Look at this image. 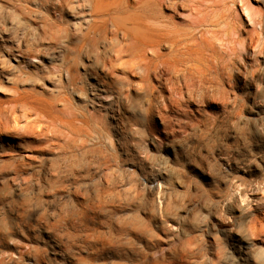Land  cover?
<instances>
[{
	"label": "rangeland",
	"instance_id": "1",
	"mask_svg": "<svg viewBox=\"0 0 264 264\" xmlns=\"http://www.w3.org/2000/svg\"><path fill=\"white\" fill-rule=\"evenodd\" d=\"M177 1L144 81L87 0H0V264L264 255V0Z\"/></svg>",
	"mask_w": 264,
	"mask_h": 264
},
{
	"label": "bare ground",
	"instance_id": "2",
	"mask_svg": "<svg viewBox=\"0 0 264 264\" xmlns=\"http://www.w3.org/2000/svg\"><path fill=\"white\" fill-rule=\"evenodd\" d=\"M87 1L89 3V11L92 18L90 27L94 30L100 27L105 35L108 33L111 35L109 37L111 52L109 59L110 63L113 61L118 62L125 60L124 57L127 51L126 38H129L132 43L141 47L140 50L132 54V59L142 68L144 81L149 79L152 71L160 70V60L173 67L178 66L181 62L190 60L189 55L191 53H188L189 48L185 50V47L182 46V42L186 40L184 38L185 34L173 31L170 28L169 22L162 14L163 9L176 8L178 6L177 0ZM58 5L61 9L65 7V3L62 2L58 3ZM121 14H126V16L121 17ZM109 24L112 28L108 31L107 26ZM119 33L122 38H118ZM165 42L171 43L173 47V52H171V55L167 58H163L164 55L159 51L162 44ZM201 42H205V39L202 38ZM202 47L203 49L199 54L204 55L206 45ZM98 91L100 92H98L99 94L96 96L104 99L106 97L104 86H100ZM10 111H14V105L10 108ZM14 121L16 122L15 118ZM14 128L17 129V127ZM233 210L241 214L246 211V207L241 205L233 206ZM252 261L253 264H264V255L258 253L256 256L252 257Z\"/></svg>",
	"mask_w": 264,
	"mask_h": 264
}]
</instances>
